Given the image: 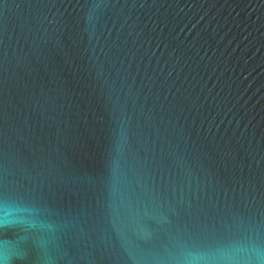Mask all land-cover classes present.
<instances>
[{
	"label": "water",
	"instance_id": "1",
	"mask_svg": "<svg viewBox=\"0 0 264 264\" xmlns=\"http://www.w3.org/2000/svg\"><path fill=\"white\" fill-rule=\"evenodd\" d=\"M0 264H264V0H0Z\"/></svg>",
	"mask_w": 264,
	"mask_h": 264
}]
</instances>
